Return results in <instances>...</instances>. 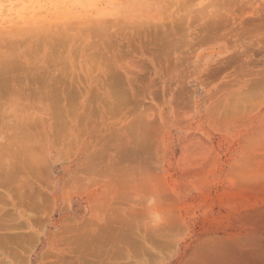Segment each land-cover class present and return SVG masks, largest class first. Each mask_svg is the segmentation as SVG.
Listing matches in <instances>:
<instances>
[{"label":"rangeland","instance_id":"374dc122","mask_svg":"<svg viewBox=\"0 0 264 264\" xmlns=\"http://www.w3.org/2000/svg\"><path fill=\"white\" fill-rule=\"evenodd\" d=\"M240 1L249 7L245 11L250 9L251 14L244 11L242 13L240 10L238 12ZM254 3L261 5V13L251 10V4ZM232 9L237 12L234 10L231 21L228 19V22H225V28L220 30L222 36L218 33L219 35L214 34L207 39L200 30L202 24L212 18L216 19V12ZM263 12L264 0H0V37L23 29L46 33L49 45L41 51L42 54L37 55L40 50L35 52L38 57L30 55L34 51V47L31 49L36 40L32 39L34 35H27L24 39H31L23 42L31 51H27L21 44L20 52H24L26 61H34L35 72L39 73L43 68L42 70L54 73L53 76L56 77H53L54 80L48 88H39L38 84L36 87L37 81H33V85L29 81L26 87L15 91L17 94L9 87L8 82L0 90V149L5 152L15 147L12 148L14 151L9 149L10 157L6 151L5 156L9 159L6 157L3 162L4 156H1L3 159L0 157L3 164L1 161L0 163L6 166V160L8 163L16 162L15 156L18 158L21 154H26L17 159V162H20L17 163L18 166L13 167L7 163L13 168V175L16 177L13 176L14 179L9 181L3 178L0 185V192L4 194L0 195V264H80L77 257L81 251L75 249H83V257L80 255L83 260L86 256L89 258L84 254H89L92 248L98 247L99 242L92 241L95 246L90 242L92 248L89 244L91 249L85 251L84 246L78 245L82 244L81 238L78 240L81 236H77L81 231L76 226H82L84 220H92L93 226L88 222L92 228L83 224L85 229L82 232H87L88 229L91 234L93 231L101 232V225L107 216H111L110 219L115 217L113 221L111 219L113 223L108 222L113 225L114 221H119L118 216L121 213L127 214L129 209L128 213L131 212V215H125L126 220L120 216V221H125V224L123 221L122 223L127 226H123L125 230L120 222L115 223V228L117 225L122 227V232L119 231L124 235L125 241H122L125 243L127 239V247L124 243L123 247L122 242L118 246L126 248L127 250H121L127 254L119 252V256L123 257L116 261L122 264H217L218 260L211 261V258L213 260L220 255L216 242L219 246L223 245V241L224 244H231L229 232L236 234L235 238L243 237L251 225L249 221L254 217L264 216V38H259L260 34L257 35L261 30L256 36L253 33V36H239V39L223 34L229 29L226 23H234L228 25L230 28H239L244 25L237 24L244 22L242 18ZM236 13H240L237 19ZM226 16L230 18V15ZM186 22L187 26L192 28L185 25L183 28L188 30L179 33L176 29H171ZM250 23L257 25L264 23V20L258 19ZM156 26L159 29L153 30ZM165 28L168 33L172 31V34H165ZM160 29L165 36L172 35L171 41L167 39L173 43H170V47H178L172 51L166 47L168 51L164 52V56L160 52L162 55L155 54L158 50L163 52L162 48H159L161 45H157L165 42V38L159 37L162 35L158 31ZM148 31L150 33H147ZM153 31L159 33L158 39L155 38L156 33L151 34ZM191 31H194V34H191ZM151 36L153 38L150 39ZM51 47L56 53L52 54ZM235 53L240 54L238 58H233L234 60L228 62L227 67L220 72L215 71L214 76L211 77L210 73L207 77L209 70L211 72L215 65L220 66L221 60ZM46 55H49L47 58L51 60L45 59ZM102 55L108 57L104 59ZM179 57V63L189 67L187 70L182 68L181 71L174 66L173 69L168 65V61H174L175 64ZM57 58L59 60L55 61ZM41 59H45L44 64L40 62ZM163 63L168 65V70L166 66L162 71L159 69V65L162 66ZM30 70L32 69L27 73L30 74ZM89 71L91 73H87ZM105 71L115 73L112 81L123 85L117 88L118 86L113 84L114 88L111 89H107L110 88L107 85L100 87L99 82L104 80L103 78H106L105 81L111 79L105 77ZM29 84L33 88H39L42 95L36 94V88L35 92L32 91ZM98 87L105 88V94H102H107L109 98L116 97L115 101L111 100L112 104L115 102L114 106L107 103L108 106L105 105L103 100H110L101 95L103 90ZM95 93H98V98L93 96ZM128 94L129 102L126 99ZM99 95L104 99L101 100ZM121 95L124 96L121 98ZM57 96L60 98L56 99ZM99 100L103 101L104 106H99ZM122 100L126 104L121 103ZM116 103L121 110L116 108ZM177 106L179 108L174 109ZM157 120L159 124L155 123ZM154 123L162 127L158 126L160 129H157ZM152 124L156 126V131L150 128L153 127ZM118 127L123 128L118 129L119 132L122 131L121 134L113 132L117 131ZM12 132L24 136L20 139L30 138L31 142L21 139L24 143L19 144V136L14 134L19 140L11 143L15 141L10 140L14 137H10ZM115 135H122L123 138L117 140ZM105 137L108 143L105 142ZM125 138L129 140L125 141ZM8 140L12 146H9ZM4 141L6 146H2ZM102 146L106 148L103 149ZM16 148L26 153H18ZM11 150L16 154L11 155ZM1 151L0 155L3 153ZM26 159L34 160L30 162V167L27 166L30 164ZM23 160L28 164L24 165ZM22 164L26 169L23 172ZM32 166L34 168L27 170V167ZM17 168H20L18 174L15 171ZM198 169L199 175L196 174ZM4 171H7L6 168ZM194 174L196 175L193 176ZM4 181H7V184ZM3 185L8 186L6 188ZM11 188L15 191L11 190L12 194L8 191ZM16 192L19 193L14 195ZM43 193L45 202L42 201L39 205L40 201L37 199L39 196L43 198ZM66 193L68 197L65 202ZM21 199H27L25 201L30 202L31 207L26 206L28 202L21 203ZM33 205H37L36 208L32 207ZM121 205L126 213L120 210ZM116 206L117 210L114 209ZM68 223L72 224L73 228L76 224L79 233L75 234L77 239L74 235L73 237L77 244H74L73 233H68L71 230L63 231ZM126 223L131 224L128 226ZM67 226L66 230L70 229ZM110 230L106 228L104 232L113 233V230ZM27 233L31 235L27 237ZM54 233L60 234L55 237ZM91 234L86 238L89 236L92 240ZM23 235L26 241L23 237L18 239ZM26 237L31 241L34 237L35 243L30 244ZM69 238L74 241L73 244ZM130 239H135V242L132 241L134 245ZM222 245L220 247L223 248ZM227 246L223 250L230 248ZM215 248L218 255L213 252ZM115 252L117 253V249ZM124 257L129 258L125 260ZM191 259L193 260L190 261ZM198 259H203V263ZM223 261H219V264ZM224 263L226 264V261Z\"/></svg>","mask_w":264,"mask_h":264},{"label":"bare ground","instance_id":"6f19581e","mask_svg":"<svg viewBox=\"0 0 264 264\" xmlns=\"http://www.w3.org/2000/svg\"><path fill=\"white\" fill-rule=\"evenodd\" d=\"M242 5V6H241ZM252 6L250 7L251 8V10H253V11H255V13H257V12H260L261 10L263 11V9H262V7H261V5H259V4H251ZM246 5L245 4H243V2L242 1H240V4L237 6V9H238V12H239V10H240V12L242 11V13H243V11L244 12H246L245 10H246V8H247V6L245 7ZM249 8V7H248ZM248 8H247V10H248ZM236 9V8H235ZM235 9H232V10H228V11H226V12H216L215 13V17H216V19L214 18H212L211 20H208V22L206 21V24H202V26L200 27V28H202V29H200L201 31H202V33L204 32V35H205V37L207 36V39L208 38H211L210 36H212V35H214V34H216V35H219L218 33H220V30L222 29V27H224L225 28V22H228V19L230 20L231 19V15H233L232 14V12L235 10ZM236 11V10H235ZM249 11H250V9H249ZM249 11H247L246 13H250ZM237 12V11H236ZM223 13V14H222ZM246 13H244V15L246 14ZM261 13V12H260ZM236 14H238L237 16H236V19L238 18V16H239V14L240 13H236ZM251 14V13H250ZM226 15H230V18H229V16H226ZM242 15V14H241ZM254 15H255V17H254ZM234 18H235V16H234ZM240 18V17H239ZM260 20V19H263L264 20V12H263V14H252V15H250V16H246L245 18H242V21L244 20V22H241V23H237L238 24V26H239V24L241 25L242 23H244V25L242 26H239V28L241 27V29H239L237 26L236 27H232V28H230V26H228V25H231V24H233L234 25V23H231V22H229L228 23V25H227V23H226V26L227 27H229V29H228V31H226V32H224L223 34H224V36L225 35H230V37H231V35H232V38H233V36L234 37H237L238 39H239V36L241 37V38H245V35H248V37H250L251 35L250 34H252V36H253V33H255V36H256V33L257 32H259L260 30H261V32H259V33H257V35L258 34H260V37L259 38H264V31H263V29H264V23H259V24H252V23H250V21H255V20ZM232 20H233V18H232ZM239 20V19H238ZM231 21V20H230ZM237 21V20H236ZM235 21V22H236ZM205 22V21H204ZM262 22V21H261ZM191 23V22H190ZM189 23V24H190ZM248 23H249V25H248ZM187 22L184 24V25H176V26H174V27H171V29L173 30V29H176V31H177V33H179V32H181V31H186V29L187 28H189L190 27V25H189V27L187 26ZM246 24V25H245ZM186 25V27L187 28H183V26H185ZM200 26V25H199ZM158 26H156V27H154V29L153 30H157V29H159V28H157ZM162 27V26H161ZM190 28H192V27H190ZM166 29L167 28H165V34H167L168 32L166 31ZM195 29V28H194ZM193 29V30H194ZM197 29V28H196ZM195 29V30H196ZM240 31H239V30ZM188 30V29H187ZM199 30V31H200ZM224 30V29H223ZM159 32H163L162 31V29H160V30H158ZM145 32V31H144ZM167 32V33H166ZM191 32H193V33H191V34H194V31H191ZM136 33H138V32H135V34ZM147 33H150V31H148ZM153 33H156V31H153L151 34H153ZM160 33V34H161ZM201 33V32H200ZM146 34V33H145ZM164 33H162V35L161 36H159L161 39H163V38H165V42H160L159 44H157L158 46H160L159 48L161 49L162 48V51L163 52H161V50H156L157 52H155V54H157V56H159V55H162V56H164L165 54H164V52L166 53L167 51H168V49H170L171 47H170V43H172V42H168V40H170V37L172 36H169L170 34H172V31H171V33H168L169 35H166L165 36V34L163 35ZM190 34V35H191ZM30 36V37H33V35H34V37L32 38V39H34V38H36V40H35V43H34V41H32V46H31V49L32 50H34V51H32V53L30 54L29 52L31 51H29V48H27L25 45H23V42H25L27 39H31V38H26V40L24 39V37H26V36ZM138 35H139V33H138ZM142 35V34H141ZM148 35V34H147ZM158 35H159V33H156V35H155V38L157 37V39L159 38L158 37ZM202 36H203V34H201ZM220 35H221V33H220ZM250 35V36H249ZM154 36V35H153ZM169 37V38H166V37ZM192 36V35H191ZM197 35H195V38L197 39L198 37H200V39H202V37L198 34V37H196ZM222 36V35H221ZM220 36V37H221ZM254 36V37H255ZM259 36V35H258ZM258 36H257V38H258ZM145 37V36H144ZM226 37H228V36H226ZM49 37H47V35H46V33H42V32H35V31H33V30H26V29H23V30H20V31H18V32H15V33H8V34H6L5 36H3L2 35V37H0V90H2L3 88V86L5 85V83H9V87L10 88H13L14 89V92L15 91H18L19 89H20V87H22V88H24V87H26L25 85H28V82L31 84V82H32V85H33V81H37L38 83H35V86L38 84L40 87L39 88H43V87H45V88H48V86L50 87V82H52L53 80H54V78H56L55 77V75L53 76V74L51 73V72H49V71H47V70H42L43 68H41L40 69V71H39V73L38 72H35V66H33V63H34V61L32 62L31 60V62H28V61H26V58H25V54H24V52H20L21 50L20 49H22L21 47V44L23 45V47H25L26 49H27V51H29L28 52V54H30V55H36V53L35 52H37L38 50H40L39 52H37V55H38V53H41L42 54V50H45V48L49 45V41H47L46 39H48ZM147 38V37H146ZM149 38V37H148ZM151 38H153L152 36L150 37V39ZM172 38V37H171ZM141 39V38H140ZM168 39V40H167ZM191 39V38H190ZM223 39V38H222ZM230 39V38H229ZM131 40V39H130ZM155 40V39H154ZM153 40V41H154ZM172 40V39H171ZM170 40V41H171ZM197 40H199V38L197 39ZM196 40V41H197ZM129 41V40H128ZM132 41V40H131ZM151 41V40H150ZM156 41V40H155ZM154 41V42H155ZM166 41H167V43H166ZM201 41V40H200ZM203 41V40H202ZM28 42H29V40H28ZM136 42V41H135ZM198 42V41H197ZM26 43V42H25ZM31 43V42H30ZM142 43V42H141ZM144 43V42H143ZM156 43H158L157 41H156ZM156 43L154 44V45H156ZM169 43V44H168ZM128 44V43H127ZM137 44V43H136ZM149 44V43H148ZM173 44V43H172ZM130 45V44H129ZM129 45H127V46H129ZM138 45V44H137ZM153 45V46H154ZM168 45V46H167ZM150 46V45H149ZM263 46H264V43H263ZM50 47V46H49ZM135 47V46H134ZM168 48V49H165V48ZM172 47H174V46H172ZM176 48H178L177 46H175ZM175 47L174 48H171L170 50L172 51L173 49H175ZM133 48V47H132ZM146 48V47H145ZM164 48V49H163ZM25 49V50H26ZM54 49V48H53ZM53 49H52V47H51V52H52V54H53V52L54 53H56V51H55V49H54V51H53ZM150 49V48H149ZM134 50V49H133ZM136 50V49H135ZM139 50V49H138ZM148 50V49H147ZM155 50V49H154ZM166 50V51H165ZM169 50V51H170ZM26 51V52H27ZM170 51V52H171ZM35 54H34V53ZM50 52V53H51ZM142 52V51H141ZM162 53V54H160V53ZM174 52V51H173ZM236 52V51H235ZM100 53V52H99ZM106 53V52H105ZM153 53H154V51H153ZM237 53H238V51H237ZM237 53H235L233 56L231 55V56H228V57H226V58H224L223 59V61L221 60H219L220 61V66L219 65H215V67H213L214 69V71L213 70H211V72H210V70H209V73L207 72L206 74H208V76L207 77H209V74L210 73H212V75H210L211 77L212 76H214L215 74H214V72L216 71V73H217V71L218 72H220V70H223V69H225L224 67H227L226 65L227 64H229L228 62H230V61H232V60H234V59H236V57L238 58L239 57V55L240 54H238V55H236ZM27 53H26V55H28ZM150 54H152V53H150ZM159 54V55H158ZM168 54H170V53H168ZM233 54V53H232ZM36 55V56H37ZM55 55V54H54ZM171 55V54H170ZM103 56V55H102ZM180 56V55H179ZM184 56V55H183ZM182 56V57H183ZM38 57V56H37ZM47 57H50L49 55H46V58L45 59H49V60H51V58H47ZM106 57H108L107 55H106ZM106 57H104L103 56V58L104 59H106ZM171 57V56H170ZM174 57V56H173ZM172 57V58H173ZM178 57V56H177ZM186 57V56H185ZM189 57V56H188ZM27 58H29V56L27 57ZM34 58V57H33ZM160 58H162V57H160ZM159 58V59H160ZM234 58V59H233ZM30 59V58H29ZM32 59V58H31ZM36 59H38V58H36ZM45 59H41L40 60V62L42 63V64H44V60ZM61 59V58H60ZM83 59V58H82ZM156 59V58H155ZM163 59H164V57H163ZM181 60V58L179 57L178 59H176L175 60V64H174V61L173 62H169L168 61V65L171 67V68H173V66L176 68H178V69H181V71H183V69L182 68H184V69H186L187 70V68H189V67H184L183 66V63L182 62H180L179 63V61L178 60ZM185 59H187V58H185ZM189 59H190V57H189ZM59 59L57 58V59H55V61H58ZM92 60V59H91ZM158 60V59H157ZM161 60V59H160ZM173 60V59H172ZM107 61H108V59H107ZM162 61V60H161ZM165 61V60H164ZM183 61V60H182ZM185 61V60H184ZM183 61V62H184ZM188 61V60H187ZM218 61V62H219ZM112 62V61H111ZM160 62V61H159ZM159 62H158V64H159ZM186 63V62H185ZM188 63V62H187ZM35 64V63H34ZM106 64V62L104 63V65ZM160 64H161V62H160ZM189 64V63H188ZM85 65V64H84ZM102 65H103V63H102ZM103 65V66H104ZM107 65H108V63H107ZM110 65V64H109ZM108 65V66H109ZM167 65V66H168ZM194 65V64H193ZM232 65V64H231ZM86 66V65H85ZM166 65L163 63L162 64V66L161 65H159V69H161V71H162V69L165 67ZM166 66V67H167ZM183 66V67H182ZM32 69V70H30V74L29 73H27V71L30 69V68ZM83 67V66H82ZM26 68V69H25ZM27 68H28V70H27ZM106 68V67H105ZM104 68V70H106ZM204 68V67H203ZM38 69V66L36 67V71H38L37 70ZM102 69H103V67H102ZM109 70H110V68H108ZM107 69V70H108ZM174 69V68H173ZM193 69V68H192ZM87 71L88 70H90V69H86ZM85 70V71H86ZM112 70V69H111ZM167 70H168V67H167ZM185 70V71H186ZM85 71H83L84 73H85ZM91 71V70H90ZM87 72V73H91V72ZM165 71V70H164ZM201 71V70H200ZM100 72V71H99ZM106 72V71H105ZM112 71H107L106 72V76L105 77H107V78H111L110 80L109 79H107L106 81H105V79L106 78H103L104 80H102V81H100V78H102V76L98 79L100 82V84H99V86L100 87H106V85H107V87L108 86H110V88H107V89H111V88H114L112 85L113 84H116L118 87L117 88H120L121 86H120V84L118 85V83H115V80L114 81H112L113 79L112 78H114V75H115V73H111ZM167 72V71H166ZM145 73V72H144ZM179 73H181V72H179ZM23 74V75H22ZM102 74V73H101ZM182 74V73H181ZM214 74V75H213ZM29 75V76H28ZM91 75V74H90ZM90 75H89V78H90ZM144 75V74H143ZM180 75V74H179ZM20 76V77H19ZM87 76V75H86ZM117 76V75H116ZM22 77V78H21ZM24 77V78H23ZM26 77V78H25ZM54 77V78H53ZM126 77H128V76H126ZM145 77V76H144ZM143 77V78H144ZM119 78V77H118ZM205 78H206V76H205ZM145 79V78H144ZM180 79V78H179ZM95 81H96V79H94ZM177 80V79H176ZM215 80V79H214ZM108 81V82H107ZM124 81V80H123ZM127 81V80H126ZM14 82H16L15 84H13ZM116 82H119L120 83V81H117L116 80ZM256 82H258V80L256 81ZM98 83V82H97ZM96 83V84H97ZM133 83V82H132ZM30 84H29V86H30ZM127 84V83H126ZM131 84V83H130ZM253 84H255V81H254V83ZM79 85V84H78ZM24 86V87H23ZM96 86H98V85H96ZM115 86V85H114ZM120 86V87H119ZM30 87H32V86H30ZM37 87V86H36ZM35 87V88H36ZM65 87V86H64ZM81 87V86H80ZM124 87V86H123ZM128 87V86H127ZM28 88V87H27ZM35 88H30V89H32V91H34V89ZM39 88H36L37 90H36V94L37 93H40L41 95H42V93L41 92H39ZM82 88V87H81ZM99 88V87H98ZM67 89V88H66ZM99 89H101V88H99ZM105 89V88H104ZM104 89H101V90H103L102 92H101V95H103V96H107V94L106 95H104L105 94V91H104ZM22 90V89H21ZM23 90H25V89H23ZM27 90V89H26ZM98 90V89H97ZM125 90V89H124ZM41 91V90H40ZM217 91V90H216ZM23 92V91H22ZM31 92V91H30ZM35 92V91H34ZM46 92V91H45ZM45 92H43V93H45ZM104 92V94H102ZM122 92H123V90H122ZM136 92V91H135ZM250 92V91H249ZM16 93V92H15ZM19 93V92H18ZM33 93V92H32ZM125 93V92H124ZM17 94V93H16ZM35 94V93H34ZM35 94V95H36ZM60 94V93H59ZM96 94L98 95V93H95V94H93V96L94 97H96V98H98V96H96ZM214 94V93H213ZM213 94H212V96H213ZM216 94V93H215ZM251 94V93H250ZM45 95V94H44ZM60 95H62V94H60ZM136 95V94H135ZM135 95H134V98H135ZM240 95V94H239ZM38 96H39V94H38ZM66 96V95H65ZM124 96V95H123ZM122 95H121V98L123 97ZM211 96V97H212ZM58 97V96H57ZM56 97V99H59L60 97H58L57 98ZM73 97V96H72ZM93 97V98H94ZM112 97V96H111ZM130 97V95L128 94V96H127V100H128V98ZM69 98H71L70 96H69ZM99 98L101 99L102 97L99 95ZM109 97L107 96V99H108ZM116 98V97H115ZM115 98H114V96H113V98H109L108 99V101L110 102H106L105 101V99L104 98H102L101 100H103L104 101V103H105V105H109L110 104V106L111 105H113L115 102ZM125 98V97H124ZM29 100V99H28ZM95 100H97V99H95ZM101 100H99V101H101ZM111 100H114V101H112V102H114L113 104L111 103ZM121 100V99H120ZM130 100V99H129ZM129 100L127 101V102H129ZM134 100V99H133ZM103 101H101V103L103 104ZM135 101V100H134ZM1 102V101H0ZM117 102V101H116ZM96 103V102H95ZM100 102H99V106H104V104L103 105H100L101 104ZM107 103V104H106ZM118 103H119V101H118ZM121 103H125V101H123L122 100V102ZM132 103V102H131ZM130 103V104H131ZM135 103V102H134ZM175 103V102H174ZM126 104V103H125ZM179 104V103H178ZM107 105V106H108ZM116 105H117V103H116ZM118 105H120L121 106V104L119 103ZM116 106V108H120L119 106ZM128 105V104H127ZM134 105V104H133ZM174 105V104H173ZM172 105V106H173ZM110 106H109V108L108 109H110ZM114 106V105H113ZM123 106H125V105H123ZM175 106V105H174ZM189 106V105H188ZM101 108V107H100ZM112 109H114L113 107H111ZM128 108V107H127ZM179 107L177 106L176 108H174V109H178ZM210 109V108H209ZM103 110V109H102ZM118 110V109H117ZM119 110H121V108L119 109ZM176 110H175V112H176ZM229 110V109H228ZM128 111H130V110H128ZM186 111V110H185ZM100 112H101V110H100ZM117 112V111H116ZM225 112H227V111H225ZM102 113V112H101ZM104 113V112H103ZM118 113V112H117ZM121 113H122V111H121ZM125 113V112H124ZM127 113V112H126ZM176 113H178V112H176ZM182 113V112H181ZM180 114V113H179ZM181 116V115H180ZM179 116V117H180ZM104 117V116H103ZM177 117H178V115H177ZM17 114H16V122H17ZM105 118V117H104ZM106 119V118H105ZM166 118H164V120H165ZM0 120H2V116H0ZM19 121H21V120H19ZM121 121V120H120ZM161 121V120H160ZM163 121V120H162ZM156 122H158V120L157 121H155V123ZM120 123V122H119ZM153 123V122H152ZM154 123V124H155ZM160 123H162V122H160ZM17 124V123H16ZM157 124H159V122L157 123ZM157 124H155L156 126H157ZM179 124V123H178ZM120 125V124H119ZM153 125V124H152ZM16 126V125H15ZM155 126V127H156ZM160 128L162 127V126H160V125H158ZM156 127L157 129H160L159 127ZM14 127V126H13ZM12 127V128H13ZM18 127V126H17ZM155 127H154V125H153V127H150L151 129L152 128H154V130L156 131L157 129H155ZM14 128H16V127H14ZM113 129V128H112ZM111 129V130H112ZM118 129L119 130H123V128L121 129V128H117V131H113V132H116L115 134H117V133H120V132H122V131H118ZM150 129V130H151ZM13 130H16V129H13ZM12 130V131H13ZM114 130V129H113ZM116 130V129H115ZM126 131V130H125ZM16 132V131H15ZM18 133H20L19 131H17ZM13 133V135L12 136H10V134H9V136L12 138L13 136H14V134L15 135H18V134H16V133H14V132H12ZM25 133V132H24ZM121 134V133H120ZM127 133L125 132V135H126ZM157 134V133H156ZM156 134H154V136L156 137ZM23 135H25V134H23ZM27 135V134H26ZM19 136V135H18ZM18 136L16 137V136H14L12 139H10V137L8 138V139H10V140H15V141H11V143H16L17 142V140H19L20 139V137H24V136H19V139H18ZM117 135H115V137H116ZM127 137H128V135H126ZM26 137V136H25ZM29 137V136H28ZM118 137V136H117ZM119 138H123L122 137V135L120 136V137H118L117 138V140H119ZM22 139V138H21ZM21 139H20V141H21ZM24 139L26 140L27 139V137L26 138H23L22 139V141H24ZM30 139V138H29ZM28 139V140H29ZM106 139V137L104 138V140ZM108 139V138H107ZM116 139V138H115ZM127 139L128 138H125V141H127ZM6 140V139H5ZM28 140H26V141H28ZM31 140V139H30ZM28 141V142H31V141ZM116 140V141H117ZM129 140V139H128ZM21 141V143H19V144H22V143H24V142H22ZM103 141V140H102ZM6 141H4V143H2V146L4 145V146H6L7 145V143H5ZM10 141L8 140V144H9V146H12V144H10L9 143ZM28 142H27V144H28ZM105 142H107L106 140H105ZM104 142V143H105ZM119 142V141H118ZM123 142V141H122ZM121 142V143H122ZM158 142V141H157ZM13 143V144H14ZM26 143V142H25ZM108 143V142H107ZM126 143V142H125ZM128 143V142H127ZM160 143V142H159ZM6 144V145H5ZM118 144V143H117ZM31 145V144H30ZM263 145V144H262ZM25 145H23V147H24ZM103 146H104V144H103ZM103 146H102V148H103ZM108 146V145H107ZM119 146V145H118ZM121 146H123V145H121ZM121 146H119V147H121ZM29 147V146H28ZM1 148V147H0ZM13 148V147H12ZM12 148H9V149H12ZM15 148V147H14ZM13 148V149H14ZM104 148H106V147H104ZM103 148V149H104ZM9 149L8 150H6L7 152H8V154H9ZM12 149V150H13ZM119 149V148H118ZM121 149V148H120ZM11 150V151H12ZM16 150H18V148H16ZM0 151H1V149H0ZM6 151L4 152V151H1V152H3V153H1V155H0V157L1 156H4L2 159H3V162H4V160L5 159H7L8 157H10V154L8 155L7 154V156H5V154H6ZM11 151H10V153H11ZM14 151V150H13ZM12 151V154L11 155H14V154H16L15 152H13ZM98 151V150H97ZM121 151V150H120ZM18 153L20 152L19 150L17 151ZM14 153V154H13ZM20 153H26L24 150H23V152H20ZM120 153V152H119ZM119 153H117L118 154V156H119ZM4 154V155H3ZM122 154V153H121ZM120 154V155H121ZM21 155H26V154H21ZM20 155V156H21ZM29 155V154H28ZM19 156V157H20ZM213 156H215V155H213ZM7 157V158H6ZM13 157V156H12ZM18 157V158H19ZM22 157V156H21ZM0 158V159H1ZM14 158V157H13ZM15 158H16V162H12L11 161V159L9 160V161H11L12 162V164H11V162H9L8 163V160H6L5 161V163H6V166H2L1 165V163L3 164V162L1 161V163H0V165H1V170H0V185L2 184V182L1 181H3V178L5 179V180H10L11 178H13V176H15L16 177V175H13V174H15V173H13L14 172V170H13V168L11 167V166H13V167H15L16 165L18 166V164L17 163H19L20 164V162H17L18 160V158H17V156H15ZM29 158V157H28ZM30 158H32V157H30ZM9 159V158H8ZM20 159V158H19ZM23 159V158H22ZM119 159V158H118ZM120 159H122V158H120ZM119 159V160H120ZM214 159V158H213ZM212 159V160H213ZM13 161H14V159H12ZM25 160V159H24ZM22 161V163L24 164V165H27L28 163L26 162V163H24L25 161ZM27 160V159H26ZM30 160V161H29ZM29 160H27L28 162H29V164H30V162L31 161H34V160H31V159H29ZM20 161V160H19ZM36 161V160H35ZM9 165H11V166H9ZM13 163H14V165H13ZM33 163H36L37 164V162H33ZM22 164V165H23ZM22 165H19L20 166V168L22 167ZM24 165H23V167L21 168L22 170V172H23V170H26V169H24ZM9 166V167H8ZM27 166H31V164L30 165H27ZM34 166H36V165H34ZM203 166H204V164H203ZM6 168V170L7 171H4L5 170V168ZM26 167V166H25ZM213 167H214V165H213ZM2 168H4V170H2ZM20 168H17L15 171H17V174H18V169L20 170ZM32 168H34L33 166L31 167V168H28L27 167V170L29 169H32ZM200 168V167H199ZM209 169H211V168H209ZM20 171V172H21ZM202 171V170H201ZM200 171V172H201ZM4 174H3V173ZM21 172V173H22ZM34 172V171H33ZM32 172V173H33ZM198 173H196L197 175H199V169H198V171H197ZM26 173V172H25ZM24 173V174H25ZM28 173H30V172H28ZM203 173V172H202ZM31 174V173H30ZM34 174H37V172L35 173L34 172ZM196 174H194L193 176H195ZM246 174V173H245ZM262 174V173H261ZM28 175V174H27ZM203 175H205V174H203ZM3 176V177H2ZM25 176V175H24ZM34 176V175H33ZM202 176V175H201ZM213 176V175H212ZM244 176V175H243ZM19 177V176H18ZM28 177V176H27ZM32 177V176H31ZM36 177V179H37V176H35ZM205 177V176H204ZM231 177H232V175H231ZM20 178H21V176H20ZM200 178H202V177H200ZM236 178V177H235ZM14 179V178H13ZM208 179V178H207ZM207 179H205V180H207ZM202 180V179H201ZM236 180V179H235ZM255 180V179H254ZM261 181V180H260ZM5 182V181H4ZM7 182V181H6ZM5 182V183H6ZM32 182V181H31ZM120 182V181H119ZM196 182V181H195ZM14 182H12V184H13ZM16 183V182H15ZM26 182H24V184H25ZM28 183V182H27ZM26 183V184H27ZM197 183V182H196ZM7 184V183H6ZM203 184V183H202ZM260 184H261V182H260ZM16 185V184H15ZM15 185H14V187H15ZM22 185V184H21ZM20 185V186H21ZM206 186H207V184H205ZM204 185V186H205ZM246 185H247V183H246ZM4 187H6L7 188V186L6 185H3ZM3 186H2V188H3ZM10 186H11V184H10ZM9 186V187H10ZM23 186V185H22ZM27 186V185H26ZM29 186L30 185H28V188H29ZM35 186V185H34ZM33 186V187H34ZM209 186V185H208ZM249 186H251V185H249ZM260 186V185H259ZM8 187V188H9ZM13 187V186H12ZM13 187V188H14ZM17 187H18V190L20 189L19 188V186L17 185ZM25 187V186H24ZM47 187V186H46ZM210 187V186H209ZM13 188H11L10 190L8 189V191H11ZM252 188V187H251ZM254 188V187H253ZM262 187H260V189H261ZM15 189H17L16 187H15ZM37 189H39V188H37ZM202 189V188H201ZM7 190V189H6ZM22 189H20V191H21ZM27 190V189H26ZM28 190H31V189H28ZM7 191V192H8ZM12 191H14V190H12ZM12 191L10 192L11 194H12ZM19 191V192H20ZM31 191H33V190H31ZM30 191V192H31ZM257 191V190H256ZM15 192V191H14ZM19 192H16V193H14V195H16L17 193H19ZM27 192H29V191H27ZM33 193H35V192H33ZM38 193H42V192H38ZM45 193V192H44ZM44 193H43V198H42V196H39L40 198H38L37 200H39V201H37L36 199H34V200H36L37 202H39V205H40V203H42V201H43V199L45 198V196H44ZM124 193V192H123ZM2 194V192H0V195ZM30 194V193H29ZM28 194V195H29ZM108 194V193H107ZM2 195H4V194H2ZM45 195H46V193H45ZM20 196V195H19ZM31 196H33V195H30V197ZM36 196V195H35ZM34 196V198H36ZM47 196V195H46ZM65 196V195H64ZM16 197V196H15ZM22 197V196H21ZM23 197H24V195H23ZM68 197V194L66 193V196L64 197L65 198V202H66V198ZM115 197V196H114ZM1 198H4V197H2L1 196ZM17 198V197H16ZM116 198V197H115ZM120 198V197H119ZM124 198V197H123ZM127 198V197H126ZM125 198V199H126ZM19 199V201H20V197L18 198ZM33 199V198H32ZM40 199H42V200H40ZM48 199V198H47ZM117 199V198H116ZM121 199V198H120ZM2 200V199H1ZM1 200H0V202H1ZM22 200V199H21ZM25 200H27V199H25ZM25 200H22L21 201V203H23V201H25ZM34 200H33V202H34ZM117 201V200H116ZM122 201V200H121ZM120 201V202H121ZM173 201V200H172ZM5 202V201H4ZM15 202H16V200H15ZM26 202H28V201H25V203ZM43 202H45V201H43ZM67 202H68V200H67ZM114 202H115V200H114ZM119 202V201H118ZM119 202V203H120ZM9 203V202H8ZM14 203V202H13ZM20 203V204H21ZM24 203V204H25ZM29 203L30 202H28V205L26 204V206H29ZM32 203V202H31ZM104 204H105V202H103ZM102 203V204H103ZM24 204H22V205H24ZM36 204V203H35ZM135 204V203H134ZM49 205V204H48ZM106 205V204H105ZM120 205V204H119ZM25 206V205H24ZM25 206V207H26ZM35 206H37V205H35ZM34 205L32 206V207H34V208H36ZM41 206H42V204H41ZM114 206V205H113ZM122 206V205H121ZM127 206V205H126ZM130 206V205H129ZM29 207H31V206H29ZM67 207V206H66ZM66 207H64L66 210H67V208ZM123 208V206L121 207V211L123 210L122 209ZM126 208V207H125ZM131 208V207H130ZM114 209H118V206H116ZM113 209V210H114ZM127 209H129V207H127ZM132 210L131 211H133V208H131ZM30 210V209H29ZM35 209H33V211H34ZM110 210V209H109ZM120 210H118V211H120ZM126 210V209H125ZM175 210V209H174ZM120 211V212H121ZM124 211V210H123ZM129 211H130V209H129ZM128 211V212H129ZM109 212H112V214L114 213V211H109ZM125 212V211H124ZM127 212V214H128V216H129V214L131 215V212L130 213H128ZM261 212V211H260ZM118 213V212H117ZM126 213V212H125ZM174 213V212H173ZM111 214V213H110ZM111 214V215H112ZM127 214H122L121 213V215H119V214H117V215H119L118 217V220L119 221H117V222H115L114 221V224L113 225H111L112 227H113V229H111L112 227L108 224V222H110V223H113L112 221H113V219H115V217L112 219V221H111V219H110V217L111 216H107V218L108 219H110V221L106 218L105 219V222H104V224L103 225H101L102 227H101V232H100V230H99V228L100 227H98V230L99 231H93V232H95L94 234H93V232H92V234H91V228H90V226L89 225H91L92 223V220L90 221V223L88 224V222L89 221H86V220H84V223H83V221H82V223L83 224H86L85 226H87V227H89L90 229H88V231L87 232H89V234H91V236L93 237L92 238V240L89 238V236H88V238L90 239H88V238H86L87 237V235H89L87 232H85V231H83L82 232V230L83 229H85V226L82 224V226H80L79 224V226L80 227H78V225L76 226V224H75V226L77 227V228H79L78 230H80L81 232V234L79 233V231L78 230H76L77 228L74 226V228H75V230H73L74 228L72 227L73 225L72 224H70L69 225V223H68V226L67 225H65V227L67 226V228H70V229H68V230H66V228L64 227V229H63V231L65 230V231H69V230H73L72 232L71 231H69L68 233H73L72 234V238L74 239V237H73V235L75 236V234L77 235L78 233L80 234H78L77 236H81V237H78V240L81 238V240L80 241H82V244H78L79 246H84V249H85V251H89V249H91L92 248V246H95L94 244H93V242L92 241H98L99 243H98V245H97V243H96V245L98 246V247H95L94 249H93V251H89V254H84V255H88L89 256V258H87V256H86V258H84L83 260H82V255H83V249L81 250H79V248H74L75 250H77L78 249V251H81V252H79L80 254L78 255V254H76V255H78L79 257H77V259L78 260H80L79 261V263L80 264H115L116 262H117V264H122V263H120V261L118 262V261H116V260H119L118 258L120 257L119 256V252H123L124 250H127L126 248L125 249H123V247H124V245L127 247V245H126V242H127V239H126V242L124 243L123 241H122V239L125 241V239H124V235H122L121 234V230H120V228L122 229V227L123 226H125V225H123V223H122V221H120V219L122 218H127V216H125V215H127ZM135 214V213H134ZM106 215H109V214H107L106 213ZM175 215V214H174ZM257 215V214H256ZM113 216V215H112ZM120 216H121V218H120ZM258 216V215H257ZM260 216H261V214H260ZM29 217H30V215H29ZM32 217H33V215H32ZM259 217V216H258ZM258 217H254V218H252L249 222H251V225H250V227L245 231V235L242 237H236L235 238V236H236V234L234 235L233 233H231V232H229L228 233V237H230V243L231 244H229L228 242H225L226 244H224V241L222 242L223 243V245L222 246H224L225 248H226V246H227V244L229 245V246H227V247H230V248H227V249H224L223 250V248L222 247H220L219 246V243L218 242H216L217 243V247L219 248L218 250H220V255H218V251H217V248H215V249H213V252H216V253H213V254H216V255H218V256H216V257H214L215 255H213V260H212V258H211V261H214V259L215 260H218V262H217V264H219L221 261H223V259H224V261H226V264H264V216H262V217H260V218H258ZM124 218V219H125ZM243 218V217H242ZM246 218V217H245ZM244 218V219H245ZM249 218V217H248ZM251 218V217H250ZM256 218V219H255ZM33 219H35L34 217H33ZM41 219V218H40ZM39 219V220H40ZM99 219V218H98ZM117 219V218H116ZM129 219V218H128ZM178 219V218H177ZM27 220V219H26ZM32 220V219H31ZM126 220V219H125ZM180 220V219H179ZM41 221V220H40ZM94 221V220H93ZM132 221V220H131ZM243 221V220H242ZM43 222V221H42ZM85 222H87V223H85ZM95 222V221H94ZM97 222V221H96ZM95 222V223H96ZM118 222H120V224H121V226L122 227H119V225H117L118 227L117 228H119V229H117V228H115L116 227V225H115V223H118ZM124 222V224H125V221H123ZM245 222V221H244ZM132 223V222H131ZM131 223H129V225L131 224ZM173 223V222H172ZM247 223V222H246ZM81 224V223H80ZM119 224V223H118ZM94 225H96V224H94ZM115 225V226H114ZM126 225H128V223H126ZM128 225V226H129ZM70 226V227H69ZM91 226H93V224L91 225ZM133 226V225H132ZM109 227H111V228H109ZM125 227H127V226H125ZM134 227H135V225H134ZM72 228V229H71ZM81 228V229H80ZM106 228L107 229H111L110 230V232L113 230V233L111 232V233H105L104 232V230L106 231ZM115 228V229H114ZM124 228V227H123ZM129 228V227H128ZM127 228V229H128ZM118 231H117V230ZM93 230V229H92ZM97 230V229H96ZM123 230H125V228L123 229ZM63 231H61V232H63ZM74 231L76 232V233H74ZM117 231V232H116ZM119 231H121V232H119ZM78 232V233H77ZM31 233V232H30ZM28 234V236L27 237H29L31 234ZM86 233V235H84V234ZM123 233H125V232H123ZM27 234H25V235H27ZM55 234V233H54ZM60 234V233H59ZM58 233H56L55 234V237H56V235H59ZM82 234H83V236H82ZM133 234V233H132ZM17 235H18V233H17ZM16 235V237H18ZM22 235V234H21ZM64 235V234H63ZM66 235V234H65ZM71 235V234H70ZM130 235V234H129ZM231 235H234L233 237L231 236ZM34 236V235H33ZM77 236H75V238L77 237ZM128 236V235H127ZM131 236V235H130ZM13 237V236H12ZM16 237H14L15 239H16ZM20 237H23V239L25 240V237H24V235L23 236H19V240H20ZM26 237V239H27V241H28V239L30 240V238H27ZM54 237V236H53ZM34 238V237H33ZM33 238H32V241L30 240V244H32L31 242H33V243H35L34 241H33ZM71 238V237H70ZM69 238V239H70ZM87 240H86V239ZM233 238V239H232ZM57 239V238H56ZM77 239V238H76ZM76 239H74L75 240V243L74 244H77L78 242H76ZM84 239H85V241H84ZM137 239V238H136ZM222 239H224V237H222ZM226 239V238H225ZM18 240V241H19ZM21 240H22V238H21ZM54 240V239H53ZM52 240V241H53ZM66 240V239H65ZM71 240V239H70ZM135 240V239H134ZM133 239L131 240L130 239V241H131V243H132V241H134ZM26 241V240H25ZM56 241H58V240H56ZM69 241V240H68ZM68 241H65V242H68ZM84 241V242H83ZM168 241V240H167ZM219 241V240H218ZM225 241H227V240H225ZM229 241V240H228ZM20 242V241H19ZM73 242L74 241H72L71 240V243L73 244ZM90 242H92V244H90ZM121 242H122V245H123V243H124V245H123V247H119L118 248V246H120L121 245ZM135 242V241H134ZM137 242V241H136ZM220 242V241H219ZM55 243V242H54ZM81 243V242H80ZM83 243L85 244V245H83ZM138 243V242H137ZM212 243V242H211ZM89 244H90V247H88L89 246ZM101 244V245H100ZM120 244V245H119ZM128 244H130V242L128 243ZM135 243H132V245H134ZM165 244V243H164ZM170 244V243H169ZM208 244V243H207ZM206 244V245H207ZM87 245V246H86ZM92 245V246H91ZM117 245V246H116ZM161 245V244H160ZM205 245V246H206ZM214 245V244H213ZM212 245V246H213ZM28 246H30V245H28ZM86 246V247H85ZM129 246V245H128ZM69 247H71V246H69ZM159 247V246H158ZM172 247V246H171ZM211 247V246H210ZM216 247V246H215ZM27 248V247H26ZM81 248H83V247H81ZM88 248V249H87ZM117 249V253L115 252L116 251V249ZM165 248V247H164ZM163 248V249H164ZM169 248V247H168ZM205 248V247H204ZM209 248V247H208ZM71 249H73V247L71 248ZM87 249V250H86ZM114 249H115V251H114ZM121 249H123V251L121 250ZM128 249H129V247H128ZM162 249V248H161ZM222 249V250H221ZM119 250H121V251H119ZM129 250H132V248L131 249H129ZM171 250V249H170ZM198 250H200V249H198ZM84 251V252H85ZM209 251V250H208ZM67 252V251H66ZM74 252H76V251H74ZM86 252V253H87ZM131 253H133L134 251H130ZM170 252V251H169ZM205 252V251H204ZM115 253H116V256H115ZM197 253V252H196ZM200 253V252H199ZM201 253H203L202 252V249H201ZM127 253L126 252H123V255H126ZM198 254V253H197ZM206 254V253H205ZM44 255H45V253H44ZM43 255V256H44ZM80 255L82 256V257H80ZM199 255V254H198ZM211 255V254H210ZM118 256V257H117ZM127 256H129L130 257V254H128ZM202 256V255H201ZM203 256H205V255H203ZM85 257V256H84ZM117 257V258H116ZM123 257V256H122ZM122 257H120V258H122ZM129 257H127V258H129ZM132 257V256H131ZM200 257V256H199ZM220 257V258H219ZM43 258V257H42ZM44 258H45V256H44ZM76 258V257H75ZM79 258H81V259H79ZM113 258V259H112ZM116 258V259H115ZM125 258V260L127 259L126 257H124ZM202 258V257H201ZM222 259V260H219V259ZM27 259V258H26ZM55 259H57V258H55ZM205 259V258H204ZM78 260L76 261V262H78ZM116 261L115 263H113V261ZM121 260V259H120ZM124 260V259H123ZM193 259H191L190 261H192ZM198 260H201V259H198ZM229 260V261H228ZM189 261V262H190ZM197 261V260H196ZM196 261H194V262H196ZM202 261V263H203V259L201 260ZM220 261V262H219ZM224 261L222 262V264H225L224 263ZM228 261V262H227ZM70 262V261H69ZM204 262H205V260H204ZM208 262H209V260H208ZM74 263V262H73ZM123 263H125V262H123ZM197 263V262H196ZM199 263H200V261H199ZM25 264V263H24ZM190 264V263H189ZM211 264V263H210ZM212 264H214V263H212Z\"/></svg>","mask_w":264,"mask_h":264}]
</instances>
